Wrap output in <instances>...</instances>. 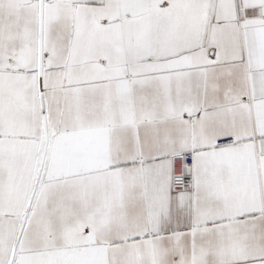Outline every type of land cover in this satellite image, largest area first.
Segmentation results:
<instances>
[{
    "label": "snow or ice",
    "instance_id": "6c2138e0",
    "mask_svg": "<svg viewBox=\"0 0 264 264\" xmlns=\"http://www.w3.org/2000/svg\"><path fill=\"white\" fill-rule=\"evenodd\" d=\"M0 264H264V0H0Z\"/></svg>",
    "mask_w": 264,
    "mask_h": 264
}]
</instances>
